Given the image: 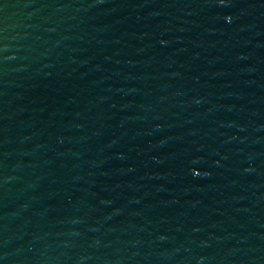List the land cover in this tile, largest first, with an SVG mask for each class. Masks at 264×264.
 I'll list each match as a JSON object with an SVG mask.
<instances>
[{
	"label": "water",
	"instance_id": "obj_1",
	"mask_svg": "<svg viewBox=\"0 0 264 264\" xmlns=\"http://www.w3.org/2000/svg\"><path fill=\"white\" fill-rule=\"evenodd\" d=\"M0 264H264V0H0Z\"/></svg>",
	"mask_w": 264,
	"mask_h": 264
}]
</instances>
